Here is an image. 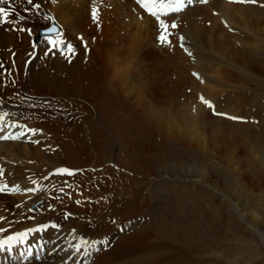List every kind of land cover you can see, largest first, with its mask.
Instances as JSON below:
<instances>
[{"label": "rangeland", "instance_id": "rangeland-1", "mask_svg": "<svg viewBox=\"0 0 264 264\" xmlns=\"http://www.w3.org/2000/svg\"><path fill=\"white\" fill-rule=\"evenodd\" d=\"M195 4L202 5L198 6L199 12L193 19H183V15H178L164 22L168 25L170 43H161L159 37L163 29L158 23L165 16L157 17L160 19L153 31L155 45L146 42L143 46L148 54L145 51L136 52L140 47L131 37L132 31H126L131 39L124 44L125 52L121 56L107 58L108 54L104 52L98 62L102 61L101 65L108 67L119 58L126 62L127 71L114 72L111 68L99 66L94 72L91 96L87 87L80 88L86 99L82 104L83 111L89 110L91 114V124L89 116L83 120L84 132L88 129L105 140L112 159L102 166H95L98 169L93 165L95 178L102 176L107 180L121 174L126 179L158 182L157 177H152L153 174L136 173L128 164L117 163H128L132 154L134 158H144L141 153L154 148L155 161L160 167L159 172L154 173L164 178L162 180L166 184L154 187L153 184L144 183L141 189V201L144 203L141 207L134 205L135 208L129 203V211L124 212L126 219L122 224L117 223L116 229H110L112 232H108V239L103 240L100 247L93 248L92 259L86 255L87 252L79 257L71 254L65 264H88L94 260V254L103 255V252L112 255L106 261L98 259L101 264H113L114 261L116 264L119 259L123 261L119 260L117 264H133L130 259L132 255L121 257L116 253L122 248L117 241L122 237L144 233L150 228L157 231L163 243L169 242L172 249L162 254L165 245L154 248L149 251L153 255L145 259L146 264H264V0H193L191 7ZM224 4L231 6L233 16H228ZM250 12L257 13L256 17L260 19V25L256 22L257 26L252 29L243 26L246 20L253 24ZM173 23L177 25L176 28L171 27ZM57 25L61 28L60 24ZM198 25H205L207 39L210 36L215 39L220 37V44L208 45L205 42V47L200 46L202 51L196 46L194 49L190 47L193 45L191 37ZM110 44L100 47L108 50ZM4 65L8 69V65L2 62L1 66ZM16 98L8 101L10 105L0 100V113L5 117L3 125L8 127L13 124L12 120L18 119L13 126L18 125L19 130L25 131L30 144L40 146L47 138V150L56 151L50 138L51 132L47 136L40 127V124L47 122L46 119L54 120L51 114L45 115L34 102ZM51 100L45 98L43 101L40 98L35 103L47 104ZM7 106L9 110H4ZM61 115L66 117L67 109ZM19 130L16 129L15 134ZM0 140L17 139L8 140L2 136ZM41 148L46 151L44 145ZM18 160L17 163L20 162ZM28 162L33 163L32 159ZM174 166L177 171L168 173L169 168ZM195 166L199 168L195 174L185 172L186 169L193 170ZM86 167L74 169L72 176L92 173V169ZM26 169L33 170L26 167L25 172ZM3 170L9 186L12 176L7 178L6 170ZM54 171L39 173L42 184L35 193L48 191L54 186L49 183L51 178L58 175L52 174ZM27 176L31 177L30 173ZM87 182L86 185L90 184V181ZM100 184L94 183L90 188L97 189ZM128 184L131 186V180L124 182V186L127 185L124 194L128 193ZM54 196L50 194L49 198ZM111 196L115 197V192ZM155 196L162 199L164 209L159 206L155 211L149 206V201ZM101 198H90L85 202L97 203ZM169 203L170 206H167ZM17 204L20 206L22 202ZM0 219L3 220L4 216H0ZM110 224L112 220L107 222V226ZM79 230L76 228L83 238L85 232ZM52 236L49 237L50 241ZM156 241L151 237L150 244ZM69 249L67 247L59 253L58 249L54 250L53 255L58 259L59 254L67 253ZM113 250H117L115 255ZM74 259L75 263H72Z\"/></svg>", "mask_w": 264, "mask_h": 264}, {"label": "bare ground", "instance_id": "bare-ground-1", "mask_svg": "<svg viewBox=\"0 0 264 264\" xmlns=\"http://www.w3.org/2000/svg\"><path fill=\"white\" fill-rule=\"evenodd\" d=\"M33 4H39L40 7L37 9L33 5H29L27 0H8V3L4 5L12 12V15L8 17L7 23H0V100L8 104V101L17 96V98L24 101L38 104L45 115L51 114V118L53 117L54 120L46 119L47 122L40 124V127L46 134L51 132L50 138L57 150L53 152L47 150L46 142L49 140L47 138V140L41 142L40 146L30 144L25 136V131L23 129L19 130L18 125L13 126L15 124L13 121L18 119L12 120L13 124L8 126L9 135L15 134L16 129H18L19 132L16 136L24 133L22 134L23 138L16 141L0 140L2 168L6 170L7 178L12 176V182L9 186L6 185L7 191L0 194V216H4L3 220L0 219V242L7 240L10 236H16L18 233L29 232V235L23 240L12 242L10 245H6L4 250H0V264H17V261H19L18 264H65V261L69 259V255L76 254L75 256L79 257L86 252V255H89V258L92 259L93 248L100 247L103 240L108 239L106 236L112 232H110V229H116V224H122V221L126 219L125 214L129 211L127 210L129 203L134 208V205L141 207V204L144 203L141 201L143 195L141 192L142 185L144 183L153 184V186L166 184L165 180H162L164 178L154 173L155 171L159 172L160 168L155 161L154 148L145 149L141 153L144 158H134L135 155L132 154L128 163L120 161L117 163L128 164L136 173L153 174L152 177H157L158 182L154 180L150 183L142 179L138 180L139 178L126 179L121 174L116 177L108 174L112 179L107 178V180L102 176H96L95 178L93 169L99 165L102 166L106 161H112V159L106 149L107 143L105 140L92 134L88 129L84 132L83 120L85 121L86 117L89 116V123L91 124V114L88 109L85 113L83 111L82 104L86 99L80 91V88L87 87L90 90L88 94L91 96L94 87H92L95 77L94 72L99 66L100 68H111L114 72L119 70L124 73V71H127L126 62L124 63L119 58L108 67L107 65L103 67L101 65L102 61L98 62L99 57L104 52L105 55L108 54L106 58L107 56H121L122 52H125V45L128 39L129 41L131 39L130 36L126 35V31H132L131 37L135 38V42L140 47L136 52L139 54L145 51V54H148V51L143 50V46L146 42H153V45H155L153 31L157 20L160 18L152 16L142 4L137 3V0H79V6L74 4V0H33ZM191 5H187L183 11L165 16L162 18L163 21L165 22L178 15H183V19L192 18L198 14V6L202 4H195L192 7ZM224 7L228 16H233L231 6L224 4ZM93 11L98 12V18H93ZM254 12L252 14L250 12L253 24L250 25L251 21L246 20L244 25L242 24L243 26L252 29V27L260 25V19L256 17L257 13ZM20 17H24V19L21 20ZM52 20L60 24V32L65 42L72 43L76 49L70 60L59 49L51 50V46L44 39L45 35L39 34L40 28L50 24ZM144 34H147V36H143ZM191 38L193 45L189 46L193 49L196 46L201 51L203 48L200 46L205 47V42H208V45L220 44V37L219 39H215L213 36H210L209 39L205 37V25L203 27L198 25V29L193 32ZM106 43H111L108 50L100 47V45ZM12 46L13 50L10 51ZM12 54H14L13 58L11 57ZM2 62L8 65V69L5 65L4 67L1 66ZM40 98L43 101H45V98L46 100L47 98L52 100L51 102L47 101V104L43 102L35 103ZM100 99L102 100L101 97ZM1 106L3 107V104ZM8 108L7 106L4 110ZM66 109L67 115L63 117L64 115L62 116L61 113L65 112ZM28 114L30 115V113ZM100 116L102 117V115ZM49 120L51 121L49 122ZM3 123L1 122L0 125L4 130ZM60 133L62 134L60 135ZM2 136L4 137V135ZM43 145L46 151H42L41 146ZM18 159L22 163H17ZM29 159H32V164H29ZM91 164L92 166H90ZM86 166L92 169V173L72 176L74 169L81 170ZM26 167L33 170L26 169L27 172H25ZM54 169L55 171L52 174L56 173L59 176L57 175L49 181L54 185L52 186L54 188H50L53 192L51 193L47 189L48 191H36L35 193L34 191L40 188L42 180V175L39 173H48ZM61 169H66L72 174L62 173ZM175 170L177 171L175 166L171 167L168 173L175 172ZM195 171H199L196 166L193 167V170L186 169L185 172L195 174ZM107 172L111 173V170L107 169ZM27 173H30L31 177H28ZM127 180H131L132 184L131 186L128 184L130 186L127 188L128 193L124 194L123 191L127 187V185L124 186V182H127ZM32 181L35 183L32 184ZM87 181H90V184L86 185ZM99 182L101 183L99 188H90L94 183ZM114 192L115 197L111 196ZM49 193L54 194V198H49ZM100 196L102 198L97 203L85 202V200L99 198ZM19 201L22 202L20 206L17 204ZM149 203V206L155 211L159 209V206L163 208L161 206L163 205L162 199L159 196H155V199L149 201ZM168 205L170 206V203ZM124 212L126 213L124 214ZM115 219L119 222H116ZM111 220V226H107V222ZM52 225H56V227H52ZM76 228L80 229L79 232H85L83 238L76 232ZM37 229L42 230L36 231ZM151 229L134 236L122 237L121 240L117 241L118 245H122V248L120 247L121 250L116 253L122 255L121 257H125L126 254L132 255L130 259H132L133 264H146L145 259L153 255L149 251L154 248L164 247L165 245V250L161 253L171 252L170 243H163V239L158 236L157 231L154 232ZM102 231L106 232L102 233ZM51 234L53 235L52 241L49 239ZM151 237L157 239L155 244L152 242L154 245L150 244ZM67 247H70L67 253L59 254L60 257L55 258L53 255L54 250L58 249L57 252L59 253ZM113 251L115 255L117 250ZM109 253L103 252V255L100 253L97 256L94 254V260L88 264H101L98 259L108 260L112 255ZM127 259L129 258L127 257ZM72 263H75V259ZM122 263L124 264V262ZM113 264H115V261Z\"/></svg>", "mask_w": 264, "mask_h": 264}, {"label": "snow or ice", "instance_id": "snow-or-ice-1", "mask_svg": "<svg viewBox=\"0 0 264 264\" xmlns=\"http://www.w3.org/2000/svg\"><path fill=\"white\" fill-rule=\"evenodd\" d=\"M8 3V0H0V23H7L8 17L12 15V12H10L4 5ZM27 3L29 5H33L35 8H39V4H33V0H27ZM137 3L142 4L144 8H146L152 16L154 17H160V16H167L170 12L176 13L180 12L182 9H184L187 5H191L193 3V0H137ZM27 11V9H25ZM14 11V10H13ZM92 16L94 19L98 18V12L93 11ZM21 20L24 19V17H20ZM160 26L163 29L162 34L160 35L159 39L161 43L169 42L168 36V25L164 23L163 20H160ZM172 28H176L177 25L173 23L171 25ZM45 41L51 46V50H57L62 54H65L69 60L71 56L75 54V47L72 43H66L64 38L62 37V34L56 27H51L47 30V33L44 37ZM205 103L208 102L205 100ZM211 107V105H209ZM0 131H3L2 125H0ZM4 139H22L21 136H8L3 137ZM62 173L72 174L69 173L66 169L60 170ZM3 172V169H0V173ZM7 191L6 185H0V192ZM52 227H56V225H52ZM42 229H37L36 231H39ZM33 231V230H30ZM29 235V232L24 233H18L16 236H10L7 240L0 242V250H4L6 245H10L12 242H19L20 240H23L26 236Z\"/></svg>", "mask_w": 264, "mask_h": 264}, {"label": "clouds", "instance_id": "clouds-1", "mask_svg": "<svg viewBox=\"0 0 264 264\" xmlns=\"http://www.w3.org/2000/svg\"><path fill=\"white\" fill-rule=\"evenodd\" d=\"M74 4H75L76 6H79V0H74Z\"/></svg>", "mask_w": 264, "mask_h": 264}]
</instances>
